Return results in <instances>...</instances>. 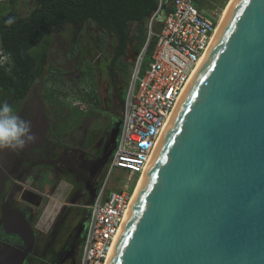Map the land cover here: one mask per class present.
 Returning <instances> with one entry per match:
<instances>
[{
	"label": "water",
	"instance_id": "95a60500",
	"mask_svg": "<svg viewBox=\"0 0 264 264\" xmlns=\"http://www.w3.org/2000/svg\"><path fill=\"white\" fill-rule=\"evenodd\" d=\"M111 253L108 264H264V0L230 9Z\"/></svg>",
	"mask_w": 264,
	"mask_h": 264
},
{
	"label": "flooded vegetation",
	"instance_id": "af4514ba",
	"mask_svg": "<svg viewBox=\"0 0 264 264\" xmlns=\"http://www.w3.org/2000/svg\"><path fill=\"white\" fill-rule=\"evenodd\" d=\"M116 48L107 65L111 87L107 97L104 100L95 94L96 99L94 94L80 92L85 106L79 110L64 100L73 118L67 126L58 127L52 119V110L46 107L42 88L36 83L35 67V78L22 97L0 88V101L30 121L36 136L22 150H0V264H76L87 218L85 207L107 171L114 148L109 139L115 125L106 121L96 127L93 121L107 104L119 103L121 107L115 70L122 57H115ZM92 64L101 72L97 63ZM69 93L78 96L74 92L59 96ZM36 99L41 102L46 123L34 111ZM62 181L68 183V193L58 209L50 211V203H56L51 199L56 201Z\"/></svg>",
	"mask_w": 264,
	"mask_h": 264
},
{
	"label": "built area",
	"instance_id": "2783aa9c",
	"mask_svg": "<svg viewBox=\"0 0 264 264\" xmlns=\"http://www.w3.org/2000/svg\"><path fill=\"white\" fill-rule=\"evenodd\" d=\"M7 1L0 0V4ZM157 2L158 9L146 25L147 41L131 68L106 179L85 207L88 222L78 264H107L132 193L124 189L107 193L106 182L114 170L123 171L128 178L145 172L166 123L217 27L215 15L199 8L194 0H172V11L154 33L152 25L163 0ZM152 37L156 41L144 62ZM5 61L0 49V66ZM66 100L71 106L81 105L76 96H68Z\"/></svg>",
	"mask_w": 264,
	"mask_h": 264
},
{
	"label": "rangeland",
	"instance_id": "374dc122",
	"mask_svg": "<svg viewBox=\"0 0 264 264\" xmlns=\"http://www.w3.org/2000/svg\"><path fill=\"white\" fill-rule=\"evenodd\" d=\"M197 1L200 3V8L206 10L208 13L214 14L215 18L219 20L222 11L226 8L230 0ZM166 2L171 7L172 0H166ZM30 10L31 7L26 0H18L12 4L7 1L4 4H0V17L8 11H15L20 16L24 17L29 14ZM163 17V13L160 12L156 18L155 24L152 25V31L154 33L157 31L158 25L162 22ZM145 29L147 34V26ZM138 31L139 25H128L131 42L128 46L126 56L122 57L116 65L115 72L117 73L118 79L117 85L120 88L118 96L121 100L124 98L127 72L128 70L130 71L135 56L139 52H137L139 38L140 36L144 38L145 30H142L140 34ZM145 41H147L146 37ZM116 46L117 41L112 35L106 34L100 27L91 22H87L76 26L65 25L57 33L44 37L41 42L30 51L35 59L36 83L41 86L45 105L49 110H52V119L57 120L58 127L65 123L67 126L68 122L71 120L70 123H73V118L70 115V112L64 107V102L66 101L68 105H71L66 98L72 94L69 93V95L63 94L62 96H59V93L74 92L78 95L76 97H78V100L82 102V104L79 106H73V108H77V110L85 106L83 105V100L80 98V92H83L85 95L87 92H89L90 95L97 94L100 99L102 98L105 100L108 95L107 92L111 89L109 85L110 77L108 76L107 65L110 62L112 52L115 50ZM92 61L95 62V64L97 63V67L101 72L95 71L92 66ZM50 71L54 72V74ZM97 95H95L96 99ZM0 103L2 102L0 101ZM98 103L99 102L97 101V106ZM120 113L121 107L119 103H113L112 105L107 104L106 109L103 110L100 108V111L97 112V118H95L93 123L96 127H99L100 122L106 121H111L113 125L120 124ZM69 115L71 117H69ZM61 131H64V129H61ZM105 179L106 173L96 185V191L102 187ZM134 181L135 177L132 180H129L123 171L114 170L106 182L107 193L122 189L133 193L135 185L133 184ZM67 184L68 183L65 181H62L59 184L57 199L56 201L55 199H51L52 201L54 200V202L57 203L58 200L62 203V200L68 193ZM49 203L50 201L47 205ZM52 203H50L51 207L49 210L52 209ZM90 203L91 201L87 206ZM86 222L88 221L86 220ZM83 236L76 253V264H78V257L83 244Z\"/></svg>",
	"mask_w": 264,
	"mask_h": 264
},
{
	"label": "trees",
	"instance_id": "16d2710c",
	"mask_svg": "<svg viewBox=\"0 0 264 264\" xmlns=\"http://www.w3.org/2000/svg\"><path fill=\"white\" fill-rule=\"evenodd\" d=\"M15 1L18 0H8V3L12 4ZM26 1L31 7L28 15L22 17L15 11H8L0 17V47L7 57L5 66L0 67V88L14 92L18 97H22L26 93L35 78V59L30 51L44 37L60 31L65 25L76 26L91 22L116 39L115 57H125L131 42L128 25H139V34L145 30L144 38L142 36L139 38L138 52L144 45L146 23L158 9L157 0ZM195 3L200 6L197 0ZM160 12L164 17L171 12V7L166 0H163L153 24ZM9 17L15 18V22L11 26L5 24ZM160 25L161 23L156 32ZM154 43L155 38L153 37L149 42L147 58ZM122 106L123 100L121 108Z\"/></svg>",
	"mask_w": 264,
	"mask_h": 264
},
{
	"label": "clouds",
	"instance_id": "9594fccd",
	"mask_svg": "<svg viewBox=\"0 0 264 264\" xmlns=\"http://www.w3.org/2000/svg\"><path fill=\"white\" fill-rule=\"evenodd\" d=\"M14 22L15 18L9 17L5 24ZM35 139L31 122L14 113L7 102L0 103V150H22Z\"/></svg>",
	"mask_w": 264,
	"mask_h": 264
},
{
	"label": "bare ground",
	"instance_id": "6f19581e",
	"mask_svg": "<svg viewBox=\"0 0 264 264\" xmlns=\"http://www.w3.org/2000/svg\"><path fill=\"white\" fill-rule=\"evenodd\" d=\"M236 1H237V0H230V1L228 2V4H227L226 8L222 11V14L220 15L219 20H218V22H217V27L215 28V31H214V34H213V36H212L211 42H210V44H209V47H208V49H207L205 55H204L203 58L201 59V61L198 63V65H197L196 69L194 70L192 76L190 77V80L188 81V83H187V85H186V87H185V89H184V91H183L181 97L179 98V100H178V102H177V104H176V106H175V108H174V110H173L171 116L169 117V119H168V121H167V123H166L165 129H164V131H163V135H162L161 139L159 140L158 144L156 145V148H155L154 153H152V157H151V159H150V161H149V163H148L147 169L145 170V172H144L141 176L135 177V181H134V183H133V184H135V185H134V190H133L132 197H131V202H130V205H129L128 211H126L127 213H126V215H125V218H124L123 224H122V226H121L120 232H121V230H122V228H123V226H124V224H125V221H126V219H127V217H128V214H129V212H130L131 206L133 205V203H134V201H135V199H136V197H137V195H138V193H139V190H140V188H141V185H142V183H143V180H144V178H145V175H146V173H147V170H148V168H149V165H150V163H151V161H152V159H153V157H154V155H155V152H156V150H157V148H158V146H159V144H160V142H161V140H162V138H163V136H164V134H165V131H166V129H167V127H168V125H169V123H170V121H171V119H172L174 113H175V111L177 110V108H178L179 104L181 103V101H182L184 95L186 94V92H187V90H188V87H189L191 81L193 80L195 74L197 73L199 67L201 66L203 60L205 59L207 53L209 52V50H210V48H211V46H212V44H213V42H214V40H215L217 34L219 33V31H220V29H221V27H222V25H223V23H224V21H225L227 15H228L230 9L232 8V6L235 4ZM194 2H195V0H194ZM171 6H172V5H171ZM198 7L200 8V6H198ZM171 11H172V8H171ZM154 38H155V37H154ZM155 41H156V39H155ZM142 47H143V46H142ZM0 49H1V47H0ZM1 50H2V49H1ZM139 51H140V50H139ZM3 55L5 56L4 52H3ZM147 55H148V51H146V57H145V61H144V62H146V60H147V59H146V58H147ZM5 58H6V61H5L4 65H2V66H0V67L5 66V64L7 63V57L5 56ZM133 63H134V61H133ZM132 65H133V64H132ZM132 65H131V67H130V71L128 70L127 75H126V79H125V82H126L125 91H126V89H127L128 80H129V77H130V74H131V68H132ZM124 98H125V93H124ZM124 98H123V102H124ZM81 104H82V102H81ZM83 105H84V104H83ZM107 170H108V168H107ZM106 172H107V171H106ZM132 179H133V177H132V178H129V180H132ZM53 201H54V200H53ZM63 202H64V200H63ZM56 206H57V209H58V207L60 206V203H59L58 200H57V204L54 203V204L52 205V208H55ZM51 210H53V209H51ZM51 210H50V211H51ZM45 211H46V210H45ZM50 211H49V212H50ZM50 213H51V212H50ZM50 213H47V214H46V217H47V218L50 216V215H49ZM58 213H59V212H58ZM58 213H57V214H58ZM53 216H54V215H53ZM43 217H44V216H43ZM40 221H42V220H40ZM44 221H45V220H44ZM120 232H119V234H120ZM115 243H116V242H115ZM112 250H113V249H112ZM111 252H112V251H111ZM111 254H112V253H111ZM111 254H110V256H111ZM110 256H109V259H110ZM109 259H108V261H109ZM108 261H107V264H108Z\"/></svg>",
	"mask_w": 264,
	"mask_h": 264
}]
</instances>
